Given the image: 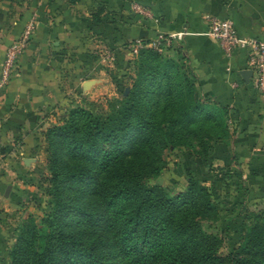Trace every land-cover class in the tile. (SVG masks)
<instances>
[{
	"label": "trees",
	"instance_id": "1",
	"mask_svg": "<svg viewBox=\"0 0 264 264\" xmlns=\"http://www.w3.org/2000/svg\"><path fill=\"white\" fill-rule=\"evenodd\" d=\"M135 47L125 92L101 111L69 107L45 128L46 209L17 223L10 264H264V210L245 215L240 241L223 251L206 232L215 205L191 175L168 193L148 185L168 147L195 153L205 175L228 136L226 107L198 94L183 56ZM240 180V175L233 173Z\"/></svg>",
	"mask_w": 264,
	"mask_h": 264
},
{
	"label": "crops",
	"instance_id": "2",
	"mask_svg": "<svg viewBox=\"0 0 264 264\" xmlns=\"http://www.w3.org/2000/svg\"><path fill=\"white\" fill-rule=\"evenodd\" d=\"M204 15L229 18L239 37L264 39V0H0V61L32 23L0 86V264L8 262L10 219L32 189L26 181L43 131L64 116L77 92L92 97L103 90V71L89 63L98 48L120 59L134 39L169 37L167 56H183L199 93L226 107L228 136L214 145L222 154L214 164L233 168L240 180H264V95L252 86L251 72L242 75L249 70L245 51L221 50L206 33ZM88 79L94 82L84 91Z\"/></svg>",
	"mask_w": 264,
	"mask_h": 264
},
{
	"label": "rangeland",
	"instance_id": "3",
	"mask_svg": "<svg viewBox=\"0 0 264 264\" xmlns=\"http://www.w3.org/2000/svg\"><path fill=\"white\" fill-rule=\"evenodd\" d=\"M96 50V53H91L92 61L89 63L93 64L92 62H95L103 71V90L98 96L92 97L89 94L80 95L77 92L69 107L80 106L92 112L101 111L105 107V99L111 96H120L122 90L125 92L129 84L132 76L135 48L128 47L127 55L124 54L120 59L104 48ZM91 76L99 77V74L96 72ZM92 84L83 90H89ZM216 143L210 144L209 152L213 151ZM37 157V164L32 170L33 175L28 176V181H26L32 186V189L27 192L26 198L19 205L21 213L11 218L8 225L10 244L13 241L14 229L18 222L28 215L38 218L46 209L48 197L45 194L46 182L44 178L46 170L42 146L38 150ZM163 157L165 160L164 166L157 175L148 178L146 183L148 185H159L168 193H174L185 188L187 176L191 175L195 180L205 185L210 194V199L215 205L216 215L214 219L202 221V228L206 232L221 236L223 251L231 252L239 243L243 227L247 224L245 215L249 212L264 210V180L253 177L239 180L233 174L235 173L234 169L225 165H214L211 171L203 175L200 173L202 168H200L196 154L185 146H170L163 152ZM10 244L7 247V252ZM6 264H10L9 259Z\"/></svg>",
	"mask_w": 264,
	"mask_h": 264
},
{
	"label": "built area",
	"instance_id": "4",
	"mask_svg": "<svg viewBox=\"0 0 264 264\" xmlns=\"http://www.w3.org/2000/svg\"><path fill=\"white\" fill-rule=\"evenodd\" d=\"M133 8L137 12L148 15L138 5ZM206 33L217 42L221 50L230 52L234 49H243L246 56V65L251 72V82L254 89L264 95V39L258 37H239L234 30L233 22L229 18H219L212 15H204ZM32 28L29 21L25 24L19 38L10 43L4 51L0 61V86L6 81L10 71L13 68L14 60L18 52L24 46ZM169 37L156 35L145 44L147 47L162 52L169 45ZM131 47H140V39H134L129 42ZM264 151V147L262 149Z\"/></svg>",
	"mask_w": 264,
	"mask_h": 264
},
{
	"label": "water",
	"instance_id": "5",
	"mask_svg": "<svg viewBox=\"0 0 264 264\" xmlns=\"http://www.w3.org/2000/svg\"><path fill=\"white\" fill-rule=\"evenodd\" d=\"M247 74H250V70L242 71V75L243 76H246ZM93 82H94V80H92V79L85 80V81L82 82L81 88L82 89H85V88H87ZM23 162L26 164L27 163V159H24ZM8 189H9V186L6 187L4 195L7 194Z\"/></svg>",
	"mask_w": 264,
	"mask_h": 264
}]
</instances>
